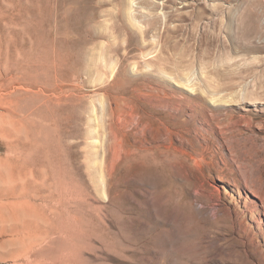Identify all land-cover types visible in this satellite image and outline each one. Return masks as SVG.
I'll list each match as a JSON object with an SVG mask.
<instances>
[{"label": "rangeland", "instance_id": "1", "mask_svg": "<svg viewBox=\"0 0 264 264\" xmlns=\"http://www.w3.org/2000/svg\"><path fill=\"white\" fill-rule=\"evenodd\" d=\"M0 169V264H264V0H0Z\"/></svg>", "mask_w": 264, "mask_h": 264}, {"label": "bare ground", "instance_id": "2", "mask_svg": "<svg viewBox=\"0 0 264 264\" xmlns=\"http://www.w3.org/2000/svg\"><path fill=\"white\" fill-rule=\"evenodd\" d=\"M13 183V173L0 169V222L22 221L26 215L25 203Z\"/></svg>", "mask_w": 264, "mask_h": 264}]
</instances>
